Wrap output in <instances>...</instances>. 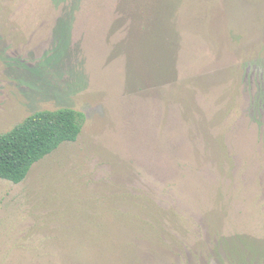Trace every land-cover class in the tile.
<instances>
[{"label":"rangeland","instance_id":"374dc122","mask_svg":"<svg viewBox=\"0 0 264 264\" xmlns=\"http://www.w3.org/2000/svg\"><path fill=\"white\" fill-rule=\"evenodd\" d=\"M64 107L0 264H264V0H0V132Z\"/></svg>","mask_w":264,"mask_h":264},{"label":"trees","instance_id":"16d2710c","mask_svg":"<svg viewBox=\"0 0 264 264\" xmlns=\"http://www.w3.org/2000/svg\"><path fill=\"white\" fill-rule=\"evenodd\" d=\"M85 118L82 111L70 107L40 110L0 132V178L22 182L35 163L64 142L77 140Z\"/></svg>","mask_w":264,"mask_h":264}]
</instances>
